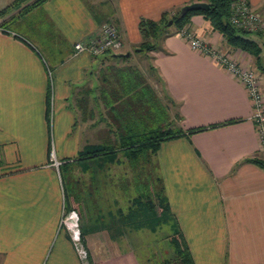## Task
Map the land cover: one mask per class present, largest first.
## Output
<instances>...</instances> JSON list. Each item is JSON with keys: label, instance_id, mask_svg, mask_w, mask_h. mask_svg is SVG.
Segmentation results:
<instances>
[{"label": "crops", "instance_id": "crops-1", "mask_svg": "<svg viewBox=\"0 0 264 264\" xmlns=\"http://www.w3.org/2000/svg\"><path fill=\"white\" fill-rule=\"evenodd\" d=\"M198 1L45 0L22 13L24 1L0 18V264H82L77 234L90 263L147 264L137 252L150 245L139 240L143 227L125 219L131 164L121 138L157 126L205 128L163 141L151 158L171 212L168 238L180 230L194 264H264V168L250 161L264 155L244 87L178 34L135 50L141 18ZM248 1L264 22V0ZM106 24L119 33L117 52L75 51ZM189 24L264 88L252 55L201 14ZM248 36L264 65V29ZM96 147L106 150L80 156ZM161 253V264L177 263L171 245Z\"/></svg>", "mask_w": 264, "mask_h": 264}, {"label": "trees", "instance_id": "trees-1", "mask_svg": "<svg viewBox=\"0 0 264 264\" xmlns=\"http://www.w3.org/2000/svg\"><path fill=\"white\" fill-rule=\"evenodd\" d=\"M24 1H28V3L21 7L20 12L22 13L43 3L45 0H13L9 5L0 10V18H3V16L11 10V8L20 6ZM204 1L209 5L207 10H191L183 16H180V9H177L171 14L163 12L158 20L141 18L138 23V27L142 36V41L135 50L140 52L158 49L159 40L167 35L173 33L177 34L179 30L185 26L190 28L189 23L191 16L194 14H201L210 23L212 29L222 35L225 42L230 47L240 49L252 55L255 59L257 67L264 71V65L260 61L261 47L255 40L248 36V33L251 32L238 29L229 21L231 3L233 0ZM170 20L172 22L171 24H168ZM4 23L5 22H1L0 24L3 25ZM203 129L205 128L198 127L195 129H188L185 132L180 128L157 126L155 129H151L150 132L125 134L122 136L121 142L125 150L127 161H129L132 167H136L142 161L150 164L152 156L156 153L163 141L183 136L186 133L190 134L196 131H201ZM105 150L106 147H96L92 150H84L80 153V156L87 154L96 155ZM108 151L110 150L108 149ZM250 161L264 168L263 159L251 158ZM157 179L160 181V187L157 192H154L153 197L148 194H138L130 199L129 207L125 213V219L132 225L138 227L145 226L149 227V229H154L157 224L162 222L164 219L166 222L171 220V212L164 194L162 180L160 176H158ZM169 242L173 248L177 263L174 260H167V264H194L186 240L180 230L177 229L170 235ZM87 263L94 264L90 263L88 258Z\"/></svg>", "mask_w": 264, "mask_h": 264}, {"label": "built area", "instance_id": "built-area-1", "mask_svg": "<svg viewBox=\"0 0 264 264\" xmlns=\"http://www.w3.org/2000/svg\"><path fill=\"white\" fill-rule=\"evenodd\" d=\"M229 21L236 28L247 32L264 29L262 17L251 9L248 0L232 1ZM0 31H3L1 27ZM177 34L188 42L191 49L211 58L242 84L252 106L250 118L259 137L260 150L264 155V88L256 72L249 67H244L232 54L221 51L203 38L197 37L187 26L180 29ZM121 46L119 33L113 24H106L100 35L95 38L86 42L78 41L74 43L76 52L87 51L93 55L104 52H117ZM50 155L52 164L57 167L59 161L55 159L53 152ZM73 240L82 264H88L86 261L87 254L79 243L78 234L73 236Z\"/></svg>", "mask_w": 264, "mask_h": 264}, {"label": "rangeland", "instance_id": "rangeland-1", "mask_svg": "<svg viewBox=\"0 0 264 264\" xmlns=\"http://www.w3.org/2000/svg\"><path fill=\"white\" fill-rule=\"evenodd\" d=\"M251 9L255 11L252 7ZM124 173L126 195L125 207L129 205V200L132 198V196H136L138 194H148L153 197L154 192H157L159 190L160 181L159 179H157L159 175L156 173L152 164H148L142 161L136 167H132L129 166L126 162L124 165ZM170 224L164 219L162 222L157 224L154 229H149V227L145 226L142 228V231L139 235V240L143 244H145V242H149L150 245L145 247L139 246L137 252L141 259H145L147 256L150 257L149 262L147 264H161L160 260L163 257V254L161 253L163 247H165L166 245H171L168 241L165 240H169L168 234H170ZM153 238L156 239L155 243L152 241L154 240ZM84 250L86 251L85 248ZM158 251L160 252L159 254Z\"/></svg>", "mask_w": 264, "mask_h": 264}, {"label": "water", "instance_id": "water-1", "mask_svg": "<svg viewBox=\"0 0 264 264\" xmlns=\"http://www.w3.org/2000/svg\"><path fill=\"white\" fill-rule=\"evenodd\" d=\"M208 8H209V5L205 1L193 2V3H189V4L182 6L180 8L179 15L183 16L184 14H186L188 11H191V10H197V9L207 10ZM171 22L172 21L170 20L168 24H171ZM128 55L129 53L118 54V56H122V57H127Z\"/></svg>", "mask_w": 264, "mask_h": 264}]
</instances>
